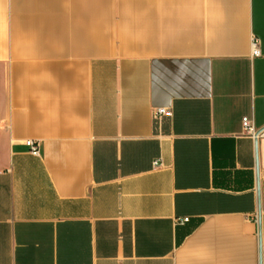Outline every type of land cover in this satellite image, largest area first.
Returning <instances> with one entry per match:
<instances>
[{
    "label": "crops",
    "instance_id": "crops-1",
    "mask_svg": "<svg viewBox=\"0 0 264 264\" xmlns=\"http://www.w3.org/2000/svg\"><path fill=\"white\" fill-rule=\"evenodd\" d=\"M245 117L264 0H0V264H264Z\"/></svg>",
    "mask_w": 264,
    "mask_h": 264
},
{
    "label": "built area",
    "instance_id": "built-area-1",
    "mask_svg": "<svg viewBox=\"0 0 264 264\" xmlns=\"http://www.w3.org/2000/svg\"><path fill=\"white\" fill-rule=\"evenodd\" d=\"M251 51H252L253 57H260L262 55L261 49H260V43L256 38H254L252 41ZM169 116H171V112L166 108H155L153 110V119L156 122L161 120L163 117H169ZM242 126H243V130H244L245 134H247L253 138L256 137L257 130L255 128L253 121L250 118H248V117L243 118ZM260 136H264V132L261 133ZM26 145L28 147H30L31 152H33L34 154L39 153V142L28 141L26 143ZM156 165H157V162H155V166ZM188 221L189 220L187 218H185L181 221V223H186Z\"/></svg>",
    "mask_w": 264,
    "mask_h": 264
},
{
    "label": "water",
    "instance_id": "water-1",
    "mask_svg": "<svg viewBox=\"0 0 264 264\" xmlns=\"http://www.w3.org/2000/svg\"><path fill=\"white\" fill-rule=\"evenodd\" d=\"M264 132V129L258 131L256 133V145H257V139L259 138L260 134ZM258 163V162H257ZM257 174H258V164H257ZM257 191H258V198L260 200V183H259V176L257 175ZM258 224H259V245H260V252H261V248H262V224H261V211L259 208V220H258Z\"/></svg>",
    "mask_w": 264,
    "mask_h": 264
}]
</instances>
